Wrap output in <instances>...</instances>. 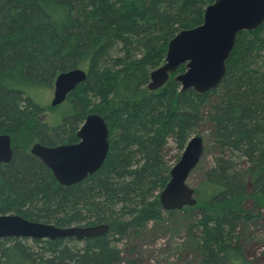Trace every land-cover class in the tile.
Returning a JSON list of instances; mask_svg holds the SVG:
<instances>
[{
	"label": "trees",
	"instance_id": "1",
	"mask_svg": "<svg viewBox=\"0 0 264 264\" xmlns=\"http://www.w3.org/2000/svg\"><path fill=\"white\" fill-rule=\"evenodd\" d=\"M213 1L0 0V133L12 143L10 161L0 163V214L60 227L108 225L107 233L80 241L1 238L0 262L140 264L135 248L123 253L120 243L176 214L195 264H246L238 225L264 210V22L237 34L216 88L180 92L173 77L184 64L158 89L147 88L169 40L199 25ZM74 68L87 72L85 80L44 120L48 109L37 95ZM206 107L216 154L192 187L195 204L164 211V146L170 139L183 150L201 135ZM93 112L107 124L108 153L74 185H60L16 142L74 143Z\"/></svg>",
	"mask_w": 264,
	"mask_h": 264
},
{
	"label": "water",
	"instance_id": "2",
	"mask_svg": "<svg viewBox=\"0 0 264 264\" xmlns=\"http://www.w3.org/2000/svg\"><path fill=\"white\" fill-rule=\"evenodd\" d=\"M264 22V0H214L204 8L202 22L177 32L168 42L164 62L149 73L147 88L156 90L184 64V71L173 77L180 92L192 89L204 94L218 86L225 75V62L241 31H251ZM87 72L74 68L59 73L53 82L50 106L65 101L86 78ZM77 141L47 146L34 142L29 153L38 158L63 186H71L93 174L103 164L109 149L108 127L98 113H89L76 132ZM203 153V139H188L179 160L169 170V180L159 193L163 210L195 204L193 188L186 180ZM12 157L11 138L0 133V163ZM107 224L60 227L26 219L18 214H0L1 238L83 240L107 233ZM0 264H3L0 262Z\"/></svg>",
	"mask_w": 264,
	"mask_h": 264
},
{
	"label": "rangeland",
	"instance_id": "3",
	"mask_svg": "<svg viewBox=\"0 0 264 264\" xmlns=\"http://www.w3.org/2000/svg\"><path fill=\"white\" fill-rule=\"evenodd\" d=\"M52 95L53 85L42 88L41 94L37 95V99L47 106L48 111L43 115V119L47 121L56 112V107L52 109V106L50 107ZM74 97H78V95ZM207 111V107L203 109V120L200 125V136L203 139L204 151L197 167L190 172L186 180L187 185L190 187L196 184L200 178L201 171L211 164L212 158L216 154L213 146L212 128L206 118ZM17 141L22 144L26 143L27 149L30 148L32 143L37 142L27 140L25 136L16 138ZM13 143H15L14 139ZM182 151L175 146L172 140H167L163 155L164 163L169 170L179 160ZM246 205L248 207L252 206L251 202H247ZM259 214L251 220L241 222L238 225L246 264H264V210H260ZM180 216L164 214L161 222L150 223L142 235L137 236L130 233L120 243V248L123 253L127 248H135L134 256L140 264H195V252L190 247L191 242L187 241V230ZM122 264L126 263L122 262Z\"/></svg>",
	"mask_w": 264,
	"mask_h": 264
}]
</instances>
